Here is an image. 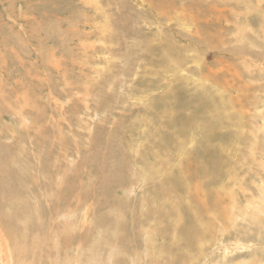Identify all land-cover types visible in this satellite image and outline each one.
<instances>
[{
  "label": "rangeland",
  "instance_id": "rangeland-1",
  "mask_svg": "<svg viewBox=\"0 0 264 264\" xmlns=\"http://www.w3.org/2000/svg\"><path fill=\"white\" fill-rule=\"evenodd\" d=\"M263 94L264 0H0L9 251L164 264L220 240L225 260L264 256Z\"/></svg>",
  "mask_w": 264,
  "mask_h": 264
},
{
  "label": "bare ground",
  "instance_id": "bare-ground-1",
  "mask_svg": "<svg viewBox=\"0 0 264 264\" xmlns=\"http://www.w3.org/2000/svg\"><path fill=\"white\" fill-rule=\"evenodd\" d=\"M236 19V18H235ZM198 20V19H197ZM242 35V34H241ZM182 72V71H181ZM244 85V84H243ZM222 87V86H221ZM225 90V89H224ZM227 92V91H226ZM264 95V94H263ZM226 99H227V97H226ZM228 100V99H227ZM237 101V100H236ZM226 102V101H225ZM227 103V102H226ZM222 104V103H221ZM228 104V103H227ZM223 107V106H222ZM241 109V108H240ZM244 110V109H243ZM240 112V111H239ZM138 147V146H137ZM253 149V148H252ZM253 151V150H252ZM157 153V152H156ZM159 158V157H158ZM66 165V164H65ZM121 177V176H120ZM235 178V177H234ZM235 181V180H234ZM263 181V180H262ZM103 183V182H102ZM234 183V182H233ZM264 183V182H263ZM262 192H260V194L262 193L263 195H262V197H263V199H264V184L262 185ZM53 196V195H52ZM260 196V195H259ZM260 200L261 199H258L257 201H256V204H255V207H257V206H259L260 205ZM253 206V205H252ZM250 207H251V204H250ZM225 208H229V207H225ZM229 210V209H228ZM231 210V209H230ZM177 213V212H176ZM34 216V215H33ZM140 228H144L143 226H141ZM146 228V227H145ZM153 229V228H152ZM141 231H142V229H140ZM152 231V230H151ZM147 232H150V229H148L147 230ZM147 234V233H146ZM149 234V233H148ZM2 235H3V232L0 230V264H21V262H23L22 260L20 261V257H21V255L20 254H23V251H22V253L20 252V254H19V258H16L14 255H12L11 254V252L9 251V248H10V246H9V244L7 243V241L2 237ZM197 235V232H195V236ZM148 236V235H147ZM152 236V235H151ZM194 238V236H191L190 238ZM143 238V237H142ZM152 239H153V236L152 237H150L149 236V238H147L146 240H144L143 242L144 243H148V242H151L152 241ZM217 241V240H216ZM205 243L206 242H204L203 240H201V241H199V243L197 244L196 243V248H195V252H194V250H193V253L192 254H185V256L181 259V256L178 258V259H176V258H174L173 260H170V262L172 263V262H174V261H176V260H178V262H180L181 264H194V262H198L199 260H203V261H201V263L200 264H209L210 263V257H212L213 256V251L214 250H220L221 252L223 251V255H222V258H221V260L220 261H222V260H224V261H222V262H224L223 264H264V256L263 255H261V257H259V255H256V254H254L253 253V255L251 256V257H248L247 259H245V258H243V259H238V261L237 262H234V261H228V260H225L226 258H230L231 259V256H228V254L229 253H232V252H230V251H232L233 250V248H234V246L232 245V246H230L229 244H220V240H219V242H216L215 243V245H214V247H213V250L210 252H208V255L207 256H205L204 254H205V252L203 251V247H205ZM188 244H192L191 242L190 243H188ZM253 245V244H252ZM252 245H248V244H245V243H243V244H239V246H242V249H241V251H244V250H249L250 248H252L253 246ZM255 245V244H254ZM260 246H263V245H261V244H259ZM125 247V246H124ZM195 247V246H194ZM18 249H19V247H17ZM260 248H262V247H260ZM27 248H24V251L26 250ZM121 249L123 250L124 248H123V245H122V247H121ZM151 249V248H150ZM189 249H191V247H189ZM194 249V248H193ZM147 251H149V249L147 248L146 249ZM18 251V250H17ZM191 251H192V249H191ZM19 252V251H18ZM26 252V251H25ZM137 252V251H136ZM135 252V253H136ZM215 252V251H214ZM190 253V252H189ZM141 255V254H140ZM181 255V254H180ZM196 256V260H193V256ZM197 255H198V257H197ZM25 256V255H24ZM23 256V257H24ZM131 256L133 257V255H132V253H131ZM135 258H133V261H134V264H141L140 263V260H139V257L137 256V253L135 254ZM142 256V255H141ZM144 256V255H143ZM88 257V256H87ZM86 257V258H87ZM89 258V257H88ZM93 258V257H92ZM141 258V257H140ZM145 257H142V260L143 261H148V262H150L151 264H160V261L158 260V259H160V258H148L147 260H145L144 259ZM17 259H19V261L17 262V263H15V260H17ZM209 259V260H208ZM91 260V259H90ZM220 261H215V263L214 264H220L219 262ZM82 262V261H81ZM83 263V262H82ZM88 264L87 262H84V264ZM171 263H164V264H171ZM211 264H212V262H211Z\"/></svg>",
  "mask_w": 264,
  "mask_h": 264
}]
</instances>
